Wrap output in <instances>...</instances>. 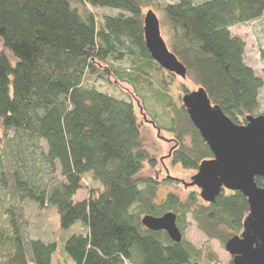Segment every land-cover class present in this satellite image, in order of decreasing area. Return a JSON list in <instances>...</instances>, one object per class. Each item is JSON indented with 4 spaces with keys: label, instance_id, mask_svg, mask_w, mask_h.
Returning a JSON list of instances; mask_svg holds the SVG:
<instances>
[{
    "label": "trees",
    "instance_id": "1",
    "mask_svg": "<svg viewBox=\"0 0 264 264\" xmlns=\"http://www.w3.org/2000/svg\"><path fill=\"white\" fill-rule=\"evenodd\" d=\"M149 9L159 14L170 50L187 67V80L191 76L204 87L237 124L260 114L264 80L246 61V41L231 28L264 17V0H0V122L6 137L0 146V196L10 180L19 197L54 207L61 229L82 227L66 240L58 264H199L201 249L147 228L143 217L174 212L182 231L191 214L207 237L226 244L242 232L250 211L244 194L227 189L215 203L202 201L197 192L186 200L169 193L159 203L156 182L139 177L149 154L136 106L100 91L97 80L129 85L144 110V101L154 99L171 118L169 131L177 132L172 109L186 121L181 132L192 133L194 148L184 149L179 132L174 162L197 170L214 157L187 109L169 94L167 79L176 75L147 48ZM123 60L130 69L115 64ZM6 154L10 179L2 167ZM88 174L103 188L76 201ZM256 182L263 187L264 177ZM3 213L8 221L0 222V264H53L58 242L25 241L10 202Z\"/></svg>",
    "mask_w": 264,
    "mask_h": 264
},
{
    "label": "rangeland",
    "instance_id": "2",
    "mask_svg": "<svg viewBox=\"0 0 264 264\" xmlns=\"http://www.w3.org/2000/svg\"><path fill=\"white\" fill-rule=\"evenodd\" d=\"M158 1L162 3L173 2L175 0ZM231 30L233 34L242 37L246 41V61L264 80V58H262L261 54L262 51H264V17L250 23L235 25L231 28ZM164 38L166 40L165 36ZM2 49L3 42L0 39V50ZM115 64L125 69H130L131 67L128 60L119 61ZM155 75L158 76L157 73ZM191 78L192 77L190 76V80H187L176 75L172 78L173 81L170 77L167 79L169 83H172L169 94L172 96L173 102L177 105V107L181 108L183 106L181 96L185 94L183 89L184 87L187 88L189 92L199 88V85L195 84ZM95 87L102 92L108 93L120 99H124L126 101L133 100L136 106L139 121L141 123L143 147L149 154V159L145 161L139 177L142 180L153 179L156 182L157 187L155 201L159 203L162 202L169 193H175L183 200H186L191 192H197L200 194L201 189L197 185H190L193 181L192 178L197 174L198 169L196 170L185 167L181 162H174L170 155V153L174 149L176 151L179 146L178 139L180 134L182 135L180 140L184 143V149L187 150L194 148L192 133L183 134L181 132V130L185 129L186 121L174 114L175 111L169 108L177 119V132L169 131L165 128L170 126L171 118H168L161 113L162 111H160L154 99L144 101L146 110H142L141 100L138 97H135L133 89L127 84L118 85L104 80H97L95 82ZM260 98V114H264V87L261 90ZM154 111H157V115L153 113ZM153 116H155L158 125L164 129H159L150 122ZM5 141L6 137H4V130L0 122V146L4 147L6 145ZM41 144L46 147L44 141L41 142ZM175 151L173 153H175ZM150 158L151 160L154 159V161H151ZM2 167L6 170V175L10 179L11 170L9 168V158L7 154L3 157ZM91 175L88 174L85 177L84 187L77 193L75 197L76 201L88 198L90 190L92 189L97 193L102 190L103 187L101 183L96 181ZM57 176L62 179L60 172L57 173ZM168 177H170V179ZM8 185L9 187H7L5 191H2L4 199L0 196V222L2 224H7L8 216L3 213V211L4 206H8L10 202L25 241L28 242L33 238H40L46 241H57L59 244V252L55 256L53 264H58V261L64 260L63 252L66 240L73 234L80 233L78 231H83L82 227L76 223L69 229H61L60 217L54 207H39L36 203L19 197L15 191H13L12 182L10 180ZM200 198L204 201L201 195ZM182 234L184 240L203 251V256L199 264H232L233 257L226 250L225 244L218 239H210L207 237L198 228V224L191 214L187 215L186 226L184 230H182ZM67 264H72V262L67 261Z\"/></svg>",
    "mask_w": 264,
    "mask_h": 264
},
{
    "label": "water",
    "instance_id": "3",
    "mask_svg": "<svg viewBox=\"0 0 264 264\" xmlns=\"http://www.w3.org/2000/svg\"><path fill=\"white\" fill-rule=\"evenodd\" d=\"M144 33L156 62L187 79V67L170 50L153 9L145 13ZM182 103L214 156L201 162L190 185H197L202 199L209 203H215L225 189L246 196L250 212L243 231L230 238L225 248L233 257L232 264H264V186L256 182L258 177H264V114L248 115L246 124H237L212 103L204 87L185 93ZM142 222L151 230L166 231L177 243L183 240L174 212L145 215Z\"/></svg>",
    "mask_w": 264,
    "mask_h": 264
},
{
    "label": "flooded vegetation",
    "instance_id": "4",
    "mask_svg": "<svg viewBox=\"0 0 264 264\" xmlns=\"http://www.w3.org/2000/svg\"><path fill=\"white\" fill-rule=\"evenodd\" d=\"M154 126H156V124L154 123V121L153 120H151L150 121ZM157 127V126H156ZM175 151V149L170 153V155H171V157H173V152ZM168 178H170V177H168ZM172 178V177H171Z\"/></svg>",
    "mask_w": 264,
    "mask_h": 264
}]
</instances>
